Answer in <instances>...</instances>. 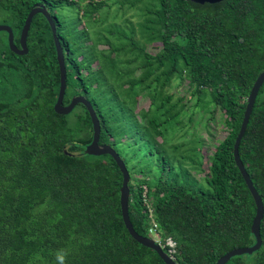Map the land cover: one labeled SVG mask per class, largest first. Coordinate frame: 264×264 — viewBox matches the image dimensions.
Segmentation results:
<instances>
[{
    "label": "trees",
    "instance_id": "16d2710c",
    "mask_svg": "<svg viewBox=\"0 0 264 264\" xmlns=\"http://www.w3.org/2000/svg\"><path fill=\"white\" fill-rule=\"evenodd\" d=\"M116 4L141 6L138 29L131 18L124 17V28L117 24L121 30L109 15L102 19L103 0H0V18L20 46L31 10L49 11L65 52L64 104L86 97L101 122L100 144L126 163L135 231L153 238L156 224L163 246L168 238L177 243V264H216L256 243L257 208L234 145L264 72V0H116L108 9ZM66 6L79 11L83 36L62 33L58 10ZM28 48L16 55L0 33V264H56L61 248L66 264H166L125 226L116 161L85 153L94 135L87 108L79 104L66 116L54 110L60 68L42 14L33 20ZM174 80L187 83L188 93L176 102L167 90ZM142 97L150 101L147 110H139ZM176 127L190 138L172 144ZM220 128L227 135L216 139ZM126 148H133L130 159ZM239 152L264 203V85ZM261 236L259 251L227 264H264V218Z\"/></svg>",
    "mask_w": 264,
    "mask_h": 264
},
{
    "label": "water",
    "instance_id": "95a60500",
    "mask_svg": "<svg viewBox=\"0 0 264 264\" xmlns=\"http://www.w3.org/2000/svg\"><path fill=\"white\" fill-rule=\"evenodd\" d=\"M223 1L224 0H192L193 3L199 4V5H205V4L214 5V4L221 3ZM38 14L44 15V17L47 19L52 29L56 52H57V60H58L59 68H60V88H59L57 102L54 105L55 112L58 115L66 116L72 113L75 107L78 106L79 104H82L87 108V111L89 112L90 117L92 119L94 135H93L92 142L86 147L85 153L91 156L110 155L116 161L117 165L119 166L123 174V184L120 189V192H121L120 205H121L123 220H124L127 230L129 231L132 238L135 241H137L139 244L156 251L161 257V259L166 264H177L175 259L170 257L169 254L164 250L162 245L159 244L156 240L150 237H143L135 231L134 226L130 219V214H129V204H130V194H131L130 186H129L130 181H131L130 172L126 166V163L123 161L121 156L112 146L100 144L102 127H101L100 119L92 103L86 97L82 95H78V96L73 97L71 102L68 105L64 104V99H65V95L67 92V86H68V75H67L65 52L62 47L61 40L57 33L56 21L54 20L52 15L49 13V11L45 7H42L40 5L34 7L31 10V12L29 13L25 21L22 31H21L20 40H19L20 46L16 44L14 31L9 25H6V24L0 25V33L6 32L8 34V44L13 53L19 56L27 55L29 53L28 38H29L31 25L33 23L35 16ZM263 85H264V72H262L260 76L258 77L247 99L248 104L245 110L243 122H242L239 134L236 138L235 145H234L235 163L237 167L239 168L248 186V189L254 198L256 208H257L256 215L254 217L253 224L251 227V231L256 239V243L253 246L237 248V249H234L226 253L219 259V261L216 264H227L233 257H236V256L252 255L255 252L259 251L263 245V239L261 236V223L264 218V203L249 173L246 170V167L241 159L240 152H239L240 144L247 131L258 94Z\"/></svg>",
    "mask_w": 264,
    "mask_h": 264
},
{
    "label": "rangeland",
    "instance_id": "374dc122",
    "mask_svg": "<svg viewBox=\"0 0 264 264\" xmlns=\"http://www.w3.org/2000/svg\"><path fill=\"white\" fill-rule=\"evenodd\" d=\"M103 1H106L108 6H111V2H116V0H103ZM108 6H106L107 9H103L101 12V14H103V15H100V17L102 19L104 17L106 18V16L109 15L108 23L112 22L114 27H117L119 30H121L122 27L124 28V24H123L124 17L125 18H131L132 22L136 26V29H138L137 28V22H139V17H140V16H138V14H140V11H141L140 7L141 6H139V9H133V10H129L128 8L120 10L119 4H116L115 7H113L111 10L108 9L109 8ZM126 13H127V15L125 16ZM58 14L60 15L61 20L64 23V29L62 30V33L64 35H68V34H72V33H76V34L80 33V35L83 36L84 30L80 29L81 24L78 21L79 11H76L75 9H72V8H69L66 6L63 9H59ZM3 24H5V23H3V20L0 18V25H3ZM117 24L121 25L122 27L118 26ZM84 25L86 27H90L92 31L94 30V32H98L100 30V28L97 25L89 24L88 21H85ZM104 28L108 29V26H105ZM186 88H187V83L180 84L179 80H174L172 83V86L169 87L167 90L169 93L175 94L173 101L176 102L179 98L186 96V95L188 96V93L186 92ZM149 102L150 101L147 97H142L140 104H139V110L140 109H146L147 110L149 108ZM177 120L179 121V119H177ZM184 120L186 121V123L189 124L190 121L188 120L187 117H185ZM192 125L194 128V124H192ZM128 127H129V122H128ZM189 127L191 128V124H189ZM176 128H177V131L170 133L168 136L171 139L172 144H179V143L187 141L190 138L189 135L183 136L184 130L181 131L179 127H176ZM202 132L204 134L203 130H202ZM204 135L206 136V134H204ZM226 135H227L226 131H223V128H220L217 131L215 138L216 139H223ZM129 136L130 135L128 134L127 137H129ZM118 138L120 139V137H118ZM210 147L211 146H208L205 148V150L207 152V156H208V154H210V152L208 150ZM122 153H123L124 158L130 159L129 155L131 156V154H133V148H126V151L124 150ZM198 176L200 177L201 175H198ZM202 183H204L202 178H199V184H202ZM153 239L156 240L158 243L162 242V239L156 234H153Z\"/></svg>",
    "mask_w": 264,
    "mask_h": 264
},
{
    "label": "built area",
    "instance_id": "2783aa9c",
    "mask_svg": "<svg viewBox=\"0 0 264 264\" xmlns=\"http://www.w3.org/2000/svg\"><path fill=\"white\" fill-rule=\"evenodd\" d=\"M156 228H157V225L154 224L153 228L150 230V233L154 234L156 232ZM162 247L166 249V252L169 254V256L174 259V255L176 254V251H177V243L172 238H168L164 246L162 245Z\"/></svg>",
    "mask_w": 264,
    "mask_h": 264
},
{
    "label": "clouds",
    "instance_id": "9594fccd",
    "mask_svg": "<svg viewBox=\"0 0 264 264\" xmlns=\"http://www.w3.org/2000/svg\"><path fill=\"white\" fill-rule=\"evenodd\" d=\"M160 244V243H159ZM68 252L66 249H58L56 251V264H66Z\"/></svg>",
    "mask_w": 264,
    "mask_h": 264
}]
</instances>
